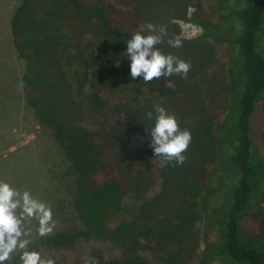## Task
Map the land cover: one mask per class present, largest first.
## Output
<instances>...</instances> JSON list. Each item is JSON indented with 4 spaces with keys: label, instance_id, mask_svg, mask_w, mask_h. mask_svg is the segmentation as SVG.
I'll use <instances>...</instances> for the list:
<instances>
[{
    "label": "trees",
    "instance_id": "16d2710c",
    "mask_svg": "<svg viewBox=\"0 0 264 264\" xmlns=\"http://www.w3.org/2000/svg\"><path fill=\"white\" fill-rule=\"evenodd\" d=\"M216 1L214 22L197 0L20 1L8 24L13 49L24 64L25 105L69 163L75 176L73 207L83 224L74 233L46 236L29 250L70 249L93 239L121 251L108 261L92 252L100 264H264V131L260 154L250 125L258 103H264V0ZM0 2L2 11L5 2ZM148 23L167 25L168 36L158 47L192 65L186 77L168 78L172 87L163 80H132L130 66L119 75L98 66L97 54H124L127 40L141 29L146 32ZM179 23L202 33L184 41ZM66 36L80 58V68L71 75L74 89L58 65L69 60L61 42ZM170 38L180 39L182 47L168 46ZM221 44L231 50L230 68L206 75ZM97 82L119 92L121 100L83 93L87 85L97 88ZM156 104L192 133L183 165H161L149 147L154 119L147 113L155 115ZM137 132L146 133L156 166L154 186L139 201L133 221L110 230L123 211L137 153L144 149L131 139ZM217 193L223 200L212 206L208 200ZM247 219L258 225L257 235L248 234ZM201 220L205 230L198 232ZM209 231L216 233L214 240L203 242ZM20 255L11 264H21Z\"/></svg>",
    "mask_w": 264,
    "mask_h": 264
},
{
    "label": "rangeland",
    "instance_id": "374dc122",
    "mask_svg": "<svg viewBox=\"0 0 264 264\" xmlns=\"http://www.w3.org/2000/svg\"><path fill=\"white\" fill-rule=\"evenodd\" d=\"M20 1L4 0L5 6H2V11H0V15L3 17V23L0 24V180L9 183L21 192L29 191L37 199L51 205L56 226L50 235L56 232L74 233L83 229V224L77 217L73 207L75 176L70 170L69 163L62 150L57 147L52 136L37 125L32 111L25 105V94L21 83L24 64L18 58L11 44L12 38L8 24ZM197 1L200 2V11L203 15L213 22L218 19L216 0ZM229 7H234L231 1ZM192 11L190 10V12ZM179 26L181 29L180 39L184 41H192L202 33L201 29L192 24L179 23ZM57 35L60 36L59 33ZM61 42L62 45L67 47L69 60L62 61L58 65L64 72L66 80L74 89L75 85L71 81V75L73 71L80 68V58L72 41L71 44L69 43L68 36H66V39L62 38ZM227 46V44L216 45L213 65L206 75L221 69L226 72L230 68L231 50ZM10 55L13 59L6 60V57H10ZM97 56L99 57L98 66L104 73L110 72L119 75L129 70L130 61L125 54L112 51L97 54ZM99 84L97 82L98 87L95 89L87 85L83 89V93L88 95L93 92L97 93L100 97L108 99L112 103H118L121 100L119 92L103 89ZM263 107V102L258 103L250 124L253 144L260 154H263L261 142L264 131ZM82 125L88 130H94V127L87 123ZM145 137L146 133L144 132L131 135V139H134L135 144L138 143L144 149L137 153L132 182L124 195L123 211L109 225L110 230H114L118 223L132 222L139 201L153 189L156 166L148 151L149 147L146 146ZM222 200V193H217L210 197L208 201L212 206H215ZM28 223L31 229L29 238L32 241L29 248L38 247L40 240L44 238L40 237L36 231L38 221L32 219ZM201 224L202 220L196 224L198 232L205 230ZM244 226L250 236L258 234V225L253 220L247 219ZM204 234L202 237L203 242L204 240L212 241L216 236L213 231ZM38 251H41L46 257L53 258L56 264H84V257H91L92 252H100L106 261L121 256L118 247L93 239L80 240L76 246L70 249L40 248ZM19 252L12 254L8 264L12 263ZM210 264L221 263L219 260H215Z\"/></svg>",
    "mask_w": 264,
    "mask_h": 264
},
{
    "label": "clouds",
    "instance_id": "9594fccd",
    "mask_svg": "<svg viewBox=\"0 0 264 264\" xmlns=\"http://www.w3.org/2000/svg\"><path fill=\"white\" fill-rule=\"evenodd\" d=\"M145 27L146 32L144 29L135 32L126 43L124 54L130 61L131 79L142 77L145 83L154 79L163 80L165 87H172V81L168 78L173 75L186 77L192 65L158 47L165 43L168 36L167 25L148 23ZM167 44L172 48L182 47V41L178 38L167 39ZM154 113H147L150 120L154 119L149 145L154 156L164 166L171 162L183 165L187 159L185 153L192 142L191 131L181 129L176 115L160 104L154 106ZM32 219L38 221L36 231L40 237L50 235L55 229L50 204L37 199L29 191L21 192L0 180V264H8L12 254L17 251L21 252V264H56L53 258L46 257L41 251L29 250L32 241L28 222ZM84 264L100 262L85 256Z\"/></svg>",
    "mask_w": 264,
    "mask_h": 264
}]
</instances>
